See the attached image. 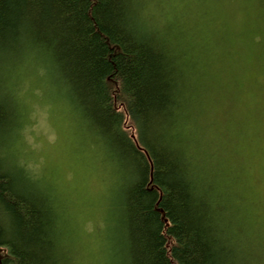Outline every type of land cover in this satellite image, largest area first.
I'll use <instances>...</instances> for the list:
<instances>
[{"label": "trees", "instance_id": "1", "mask_svg": "<svg viewBox=\"0 0 264 264\" xmlns=\"http://www.w3.org/2000/svg\"><path fill=\"white\" fill-rule=\"evenodd\" d=\"M136 6L137 0H0V61L45 48L83 117L130 169L125 264H262L245 219L212 199L179 144L173 126L185 113L182 70L167 41L143 27ZM4 98L0 150L19 114ZM33 181L0 157V264H66L59 213Z\"/></svg>", "mask_w": 264, "mask_h": 264}, {"label": "rangeland", "instance_id": "2", "mask_svg": "<svg viewBox=\"0 0 264 264\" xmlns=\"http://www.w3.org/2000/svg\"><path fill=\"white\" fill-rule=\"evenodd\" d=\"M141 1L152 29L181 47V59H193L184 67L179 141L218 159L232 198L251 212L244 223L262 252L264 0ZM1 70L0 92L19 114L0 157L25 169L54 200L66 264H122L126 171L83 117L47 54L27 51ZM196 73L204 79L195 82L193 96Z\"/></svg>", "mask_w": 264, "mask_h": 264}, {"label": "bare ground", "instance_id": "3", "mask_svg": "<svg viewBox=\"0 0 264 264\" xmlns=\"http://www.w3.org/2000/svg\"><path fill=\"white\" fill-rule=\"evenodd\" d=\"M144 5H145V3L143 1L137 0L136 14L139 17V20H140L141 24L143 25V27L146 30H149L153 35H155V37L159 41H161V39L167 41V43L169 44V55L178 63V65L180 66V70H182V72L179 74L178 78H181L184 81V83H185L186 82V78L184 76V67H188V64H187L188 58H189L190 66L193 63V59L190 58V57H188L187 59H181L180 58V54H181V51H182L181 47H178V45H176L173 42H172V46H171L168 38L165 39L164 37L158 35L152 29V27H151L150 23L148 22V20L145 17L142 16V10L144 8ZM143 15H144V13H143ZM33 50H36V49H32L31 51H33ZM37 50L47 54L50 57L52 63L54 64L51 55L49 54V52L45 48L37 47ZM26 52L27 51L21 52L19 54L16 53V54L12 55L11 57H9L10 54H6V55H2L1 58L4 60L5 58L8 57L6 60L9 61V62L6 63V66H9L11 64V62L14 61V59L19 58V56L23 55ZM184 58H185V56H184ZM3 60H1V61H3ZM191 71L192 70H190V72ZM62 79H63V77H62ZM203 79H204V76L203 75H199L197 73L193 76L194 83L189 88L192 91V95H196V92H197L196 89H195L196 88V84L199 83V82H203L202 81ZM195 82H197V83H195ZM6 100L10 103V101L7 98H6ZM10 106H11V103H10L9 107ZM15 108L17 109L16 106H15ZM178 120L179 119H177L175 125L173 126L175 132H176ZM17 122H18V118L14 119V121H13L14 124L12 123L13 127L12 126H10V127L14 128L16 126ZM180 127H181V125H180ZM177 136H178V140H180V137H179L178 134H177ZM179 144L183 148L185 154L188 156V161H189L190 166L193 168L194 174L196 173L198 175L199 179L201 180V182L203 184H205L210 189L211 194H212V199L216 203H219V205L221 207H223V209L225 210L226 213L232 214V215H234L236 218H238L240 220H242L243 218L248 220L249 219L248 218V213H251V212L249 210H247V213H246V211H244V209H243V206L241 204H239V203H236L234 201V198H232L234 196L229 191V189L231 190V188L228 186L227 175L224 172V170L223 171L220 170V164H219L218 159H217V161H212L211 158L208 156L209 155L208 151H202V150H197L196 151L194 148L191 147L190 144H187L186 146L183 144V146H182L180 141H179ZM189 149L192 150L195 155L189 156L186 153L187 150L189 152ZM6 164H7V162H6ZM11 167H13V166H11ZM123 169L126 171L127 180H130V178H132V174H131L130 169H128L125 166L123 167ZM203 188L206 189L205 186ZM53 202H54V200H53ZM242 213H243V217L241 215ZM239 214H240V216H239ZM123 225H124V222H123V218H122V226ZM60 229H61V226H60ZM233 230H236V229L234 228ZM61 232H62L61 238H63L64 237L63 231L61 230ZM252 235H253V233H252ZM122 242L124 244V235H123V233H122ZM250 243H252L253 245H256V247H258V245L256 244L254 238H252V241H250ZM253 245H251V246H253ZM61 247H62V252L64 254V257L66 258V254H65V251H64V248H63L62 241H61ZM259 249L261 251V246L259 247ZM121 255H122V264H125L126 257H125V255H123L122 249H121ZM258 256L261 257V261H262V258L264 256V251L259 252Z\"/></svg>", "mask_w": 264, "mask_h": 264}, {"label": "snow or ice", "instance_id": "4", "mask_svg": "<svg viewBox=\"0 0 264 264\" xmlns=\"http://www.w3.org/2000/svg\"><path fill=\"white\" fill-rule=\"evenodd\" d=\"M221 2L227 3V2H229V0H221Z\"/></svg>", "mask_w": 264, "mask_h": 264}, {"label": "clouds", "instance_id": "5", "mask_svg": "<svg viewBox=\"0 0 264 264\" xmlns=\"http://www.w3.org/2000/svg\"><path fill=\"white\" fill-rule=\"evenodd\" d=\"M149 7H155V6L150 5ZM160 7L164 8V7H167V6H163V5H162V6H160Z\"/></svg>", "mask_w": 264, "mask_h": 264}]
</instances>
